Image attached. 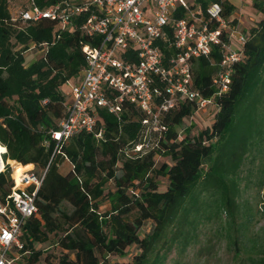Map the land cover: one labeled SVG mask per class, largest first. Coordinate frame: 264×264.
Instances as JSON below:
<instances>
[{"label": "trees", "instance_id": "trees-1", "mask_svg": "<svg viewBox=\"0 0 264 264\" xmlns=\"http://www.w3.org/2000/svg\"><path fill=\"white\" fill-rule=\"evenodd\" d=\"M12 1L0 0V144L5 162L45 172L17 264H168L174 252L171 264H181L192 248L198 259L210 253L214 238L234 248L235 264H264V237L247 236L254 214L243 198L251 185L264 186V0H252L260 16L243 30L226 91L215 83L223 70L221 45L192 62L193 87L214 100L212 124L197 132L185 125L198 108L184 98L160 115L164 129L154 132L146 113L125 99L119 115L98 109L101 136L84 130L64 142L53 137L67 112L62 87L86 65L83 45L101 37L50 18L23 22L12 15ZM58 1L37 0L42 7ZM213 1L192 6L204 14ZM221 1L231 18L237 3ZM32 45L42 52L27 63ZM149 137L154 144L137 151ZM162 156L167 160L157 165ZM62 159L72 164L68 174L60 171ZM248 161L258 168L243 176ZM11 173L10 164L0 173V198L14 184ZM51 247L60 249L58 256Z\"/></svg>", "mask_w": 264, "mask_h": 264}, {"label": "built area", "instance_id": "built-area-1", "mask_svg": "<svg viewBox=\"0 0 264 264\" xmlns=\"http://www.w3.org/2000/svg\"><path fill=\"white\" fill-rule=\"evenodd\" d=\"M193 0H59L42 7L37 0H24L16 18L37 22L55 20L63 29L78 28L90 39L100 36L95 44L85 43L86 65L71 85L67 112L53 137L64 142L80 131L97 132L98 109L119 115L121 102L127 99L145 113L144 123L151 131L164 129L160 115L173 108L178 99L197 102L198 110L214 103L193 87L192 62L208 56L212 46L221 45L223 70L215 83L220 92L231 82L232 64L240 60L236 47L246 39L239 21L224 16L221 0L211 2L204 14L192 6ZM174 48L166 55L164 48ZM162 93L166 98L158 102ZM150 131V132H151ZM146 138L136 146L142 151L154 144ZM7 151V149H6ZM0 173L6 170L3 154ZM3 163V166H1ZM16 165H22L16 163ZM0 198V264H17L23 248V226L38 212L36 196L45 172L29 168L17 178Z\"/></svg>", "mask_w": 264, "mask_h": 264}, {"label": "rangeland", "instance_id": "rangeland-1", "mask_svg": "<svg viewBox=\"0 0 264 264\" xmlns=\"http://www.w3.org/2000/svg\"><path fill=\"white\" fill-rule=\"evenodd\" d=\"M237 3V7L233 12L231 18H237L240 23V28L243 31L245 28H249L254 21L259 18V13L252 5V0H234ZM24 0H13L10 3V11L14 17L18 16V10ZM41 49L31 46V48L25 52V56L27 59V63L37 59L41 55ZM74 82V79L70 80L68 83L63 85L62 91L64 92L67 101L71 100V97L68 96V92L71 89V85ZM215 111V105L210 104L206 108H202L198 110L192 117H189L185 121V125L193 123L195 125L194 132L198 130L204 129L206 126L212 124L213 116ZM167 160L166 157H159L157 161V165H160L163 161ZM11 166V171L13 172V167L17 162L8 161ZM7 163V162H5ZM258 162L254 163L247 162L246 167L243 172V176L247 174H255L258 168ZM72 170V164L68 159H62L60 162V171L64 174H68ZM38 173V169L34 170ZM254 179L255 176H252ZM161 189H164L167 184V179L162 177L161 179ZM243 198L248 200V204L251 207V211L254 216L248 224V228L246 230L247 236H258L264 237V186L261 190L257 188L256 185H251L250 188L246 189L243 194ZM206 237L202 236V240H205ZM216 243L214 248L210 253L206 252L202 258H195L196 248H192L187 251L186 255L181 256V264H235L236 259L234 257V248H230L225 238L220 241H215V238L212 239L211 243ZM202 242L199 244L198 247ZM47 245V244H46ZM44 245V246H46ZM197 247V248H198ZM55 256H58L60 253V249L58 247L50 248ZM133 251H136L134 248ZM178 253L174 252L171 254L168 264H171L175 258H178ZM118 257H115L114 260H118ZM57 262V260H55ZM18 264H26L24 261H20Z\"/></svg>", "mask_w": 264, "mask_h": 264}, {"label": "bare ground", "instance_id": "bare-ground-1", "mask_svg": "<svg viewBox=\"0 0 264 264\" xmlns=\"http://www.w3.org/2000/svg\"><path fill=\"white\" fill-rule=\"evenodd\" d=\"M4 151H6V147H4V146H2V145L0 144V158H2V157H1V153L4 152ZM1 166H3V163H1ZM24 170H25V169L23 168L22 165H21V167L18 166V165H16V168H15V176L18 178V177L20 176V174H21Z\"/></svg>", "mask_w": 264, "mask_h": 264}]
</instances>
